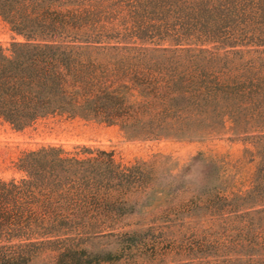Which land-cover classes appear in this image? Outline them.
I'll use <instances>...</instances> for the list:
<instances>
[{
  "label": "trees",
  "instance_id": "obj_1",
  "mask_svg": "<svg viewBox=\"0 0 264 264\" xmlns=\"http://www.w3.org/2000/svg\"><path fill=\"white\" fill-rule=\"evenodd\" d=\"M0 16L33 40L0 44V118L14 128L55 113L139 138L228 126L256 162L251 188L226 195L200 154L205 170L185 183L104 150L24 152L23 177L0 178V264H137L171 244L116 228L163 200L236 223L219 238L238 248L227 261L264 264V0H0Z\"/></svg>",
  "mask_w": 264,
  "mask_h": 264
},
{
  "label": "rangeland",
  "instance_id": "obj_2",
  "mask_svg": "<svg viewBox=\"0 0 264 264\" xmlns=\"http://www.w3.org/2000/svg\"><path fill=\"white\" fill-rule=\"evenodd\" d=\"M29 42L33 40L27 42L0 16V44L3 48ZM202 134L197 139L132 137L116 122L61 113L37 118L19 129L0 118V178L20 179L24 173L16 169L18 157L24 152L53 146L79 156L104 150L122 166L155 161L158 173L176 175L185 171L181 178L185 183L195 181L205 170L204 160H193L200 154L218 167L226 185V195L243 193L251 188L256 162L250 155L253 147L243 139L246 135L228 126L216 127ZM180 200L181 195L174 199L177 205ZM168 206V201L163 200L157 206L146 208L143 216L127 217L125 225L116 228L117 231H138L146 240L160 241L159 246L171 244L170 248L155 256L144 255L137 264H230L228 259L236 262L239 256L234 251L238 248L232 244L224 247L220 243L222 239H219L231 232L227 226L234 227L236 223L221 219L224 217L220 215H209L203 206L164 211ZM116 264L128 263L119 261Z\"/></svg>",
  "mask_w": 264,
  "mask_h": 264
}]
</instances>
